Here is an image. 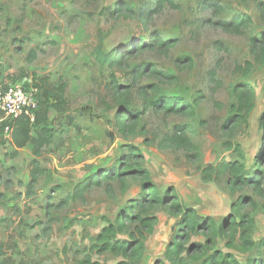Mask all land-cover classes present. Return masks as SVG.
Listing matches in <instances>:
<instances>
[{
  "label": "rangeland",
  "instance_id": "obj_1",
  "mask_svg": "<svg viewBox=\"0 0 264 264\" xmlns=\"http://www.w3.org/2000/svg\"><path fill=\"white\" fill-rule=\"evenodd\" d=\"M126 1L139 10L146 0ZM123 2L0 0V91L19 82L28 88L38 85L40 95L65 85L67 107L75 116L74 125H65L64 115L50 109V120L57 118L52 142L37 156L32 143L16 148L13 129L0 132L3 258L9 264L130 262L122 254L98 251L97 238L130 200L148 198L142 186L150 182L160 202L148 204L145 214L156 222L152 232H144V253L133 264H173L165 252L177 233L187 248L184 264H204L218 253L226 264L264 260V247L258 246L264 240V177L257 184L234 187L229 172L216 171L222 162L239 161L264 173V159L259 158L264 146V65L251 54L252 38L264 30L259 9L264 0H174V6L166 3L143 21L123 9ZM117 4L122 10L113 14ZM243 14L253 23L242 33L220 27V22ZM157 35L173 46L137 50L114 67L100 66L93 55L97 48L108 52ZM143 63L171 78L148 73L136 79L135 68ZM246 84L255 91L256 107L243 122L231 125L228 118L238 102L235 89ZM145 88L147 97L141 95ZM156 96L175 97L192 105L194 113L157 111L148 103ZM125 98L142 115L123 130L115 114ZM5 118L0 105V127ZM183 127L201 151L198 159L194 150L171 145L170 138ZM38 131L34 128L33 136ZM130 146L139 152L128 165L147 170L149 176L104 181L82 198L67 201L86 177L118 167ZM126 163L122 171L130 169ZM176 200L193 209L195 218L225 224V229L181 230L183 215L172 207ZM136 227L118 238L138 234Z\"/></svg>",
  "mask_w": 264,
  "mask_h": 264
},
{
  "label": "trees",
  "instance_id": "obj_2",
  "mask_svg": "<svg viewBox=\"0 0 264 264\" xmlns=\"http://www.w3.org/2000/svg\"><path fill=\"white\" fill-rule=\"evenodd\" d=\"M169 3L174 6V0H146L139 8L135 10L132 6L129 5V2L125 0L123 6L127 12L133 14V17H138L139 20H144L148 16H151L154 9L162 7L164 4ZM204 6V5H203ZM121 4H117V8L114 10L113 14L117 11L122 10ZM259 9L261 13V18L264 21V2L259 3ZM253 23L252 18L249 15L243 14L231 18L230 20L220 22V27L227 32L242 33L245 28H248ZM252 47L251 54L253 55L255 62L264 65V30L260 33L259 36L252 38ZM162 47L170 48L173 46L172 42L165 41L161 37L153 36L152 39H149V42H146L143 39H139L138 42L127 43L123 48H114L111 51H104L102 48H97L94 50L93 55L100 64V66L105 67H114L119 66L127 58L133 57L137 50H150L153 47ZM249 67L253 64L248 63ZM136 79L143 78L146 74L151 73L154 76H160L162 78H171L167 72L155 70V68L149 67L148 63H143L141 66H137L134 71ZM213 74V73H212ZM27 86V87H26ZM25 88L29 89V84H26ZM34 87L39 88L38 85ZM122 86L117 83V89H120ZM6 88V87H4ZM237 93V105L232 107L231 115L228 118V123L231 125H236L237 123L243 122L249 116L256 107V95L254 89L246 84L244 86H239L235 89ZM144 92V96L147 97L148 93L146 88L141 91ZM56 101V103H52ZM149 105H151L157 111H163L167 114H182L187 110H191L194 113V108L190 104H183L179 102L177 98H168L164 96H156V98L149 100ZM66 98H65V85L58 91L55 90H45L42 93L38 94V107L34 112V120L28 116H21L12 124V137L14 144L17 149L24 148L27 144L32 143L35 148V155H39L41 149L49 145L52 142V129L51 126L55 125L56 119L50 120L49 112L51 108H55L59 115H64V120L66 125L72 126L75 123V116L70 114L67 107ZM118 109L115 114V123L118 127L125 130L128 125L135 123L136 120L142 115L141 111L136 110L132 107L128 98L122 99L117 104ZM8 125L7 122H4L0 127V132L3 134L5 132V127ZM40 129L33 136V129ZM264 131V126H263ZM171 145L179 143L181 146L188 148V150H194V158H199L201 156V151L199 147L194 144L186 136V128H179L175 135L170 138ZM227 149H232V145H227ZM240 147H238L237 151ZM129 152L124 155L119 162L118 167L110 168L109 170H104L103 172H98L93 176L86 177L81 181L75 188L74 192L68 196V200H76L82 198L85 193L90 191L93 187L100 186L104 181H112L117 179H123L124 176L133 175L138 176V174L149 176V172L145 169L139 168L134 169L130 168L128 164L130 163L131 158L137 156L139 149L134 146H130ZM262 152L260 153L261 161L264 159V146L262 147ZM244 159V157H242ZM124 161L127 162L128 171H122V165ZM121 165V166H120ZM209 169H205L204 173H207ZM217 172L223 174L229 172L232 176V185L234 187H244L250 186L251 184L260 183L259 179H263L264 173L262 170H251L246 167L245 164L239 161L231 162H222ZM253 174V175H252ZM209 176V175H208ZM256 179V181H255ZM144 188V194L149 195L144 201L142 200H130V205L126 206L122 212L119 214L118 219L115 222H108V225L103 229L102 233L97 238V241L101 244L98 246V251L105 252L111 251L117 254H122L123 257L130 259V262H120L118 264H133V258L138 254L139 256L143 255L145 250L144 241L146 239L144 232H152L153 224L156 222V218L153 216H147L145 212L147 211L148 204L150 206L156 205L160 202V199L155 195V191L152 190V184L147 182L142 186ZM148 191V192H147ZM148 193V194H147ZM172 196V195H171ZM168 200V197L166 198ZM177 199V198H176ZM165 198L161 201L165 203ZM173 209L177 213H182L183 220L180 226L181 230L187 229L189 231L197 230L198 228L202 229H212V230H224L225 224L216 226V224L210 219H202L200 217H194L195 211L191 208H186L181 201H174L172 205ZM6 223V219L1 218L0 216V227ZM235 223V222H233ZM139 225L136 227L137 233L129 232L128 238L121 240L118 238V235L125 233L128 228L132 225ZM241 225V223H237ZM258 246L260 248L264 247V240H262ZM168 249L166 250V257L173 260V264H184L185 258L183 253L186 251V246L182 240V236L178 233L172 237L168 242ZM188 249V251H190ZM219 254V253H218ZM212 255L204 264H226V259L222 258V255ZM5 256L4 245L0 242V264H9L10 261ZM132 260V262H131ZM249 264H264L262 259H253Z\"/></svg>",
  "mask_w": 264,
  "mask_h": 264
},
{
  "label": "built area",
  "instance_id": "obj_3",
  "mask_svg": "<svg viewBox=\"0 0 264 264\" xmlns=\"http://www.w3.org/2000/svg\"><path fill=\"white\" fill-rule=\"evenodd\" d=\"M38 88L26 89L22 83H16L0 91V105L5 113L8 125L5 132L12 130V124L21 116H28L34 120V112L38 107Z\"/></svg>",
  "mask_w": 264,
  "mask_h": 264
},
{
  "label": "crops",
  "instance_id": "obj_4",
  "mask_svg": "<svg viewBox=\"0 0 264 264\" xmlns=\"http://www.w3.org/2000/svg\"><path fill=\"white\" fill-rule=\"evenodd\" d=\"M169 242V241H168ZM148 264V263H147Z\"/></svg>",
  "mask_w": 264,
  "mask_h": 264
}]
</instances>
